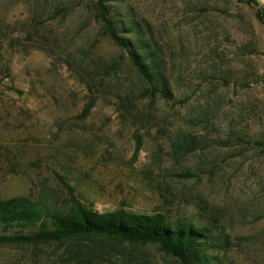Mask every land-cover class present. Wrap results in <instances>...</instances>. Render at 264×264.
<instances>
[{
    "label": "rangeland",
    "instance_id": "rangeland-1",
    "mask_svg": "<svg viewBox=\"0 0 264 264\" xmlns=\"http://www.w3.org/2000/svg\"><path fill=\"white\" fill-rule=\"evenodd\" d=\"M93 1L0 0V199L160 212L209 229L216 263L264 264L259 5L105 0L118 34L155 53L151 89ZM0 264L180 262L157 242L84 235L0 243Z\"/></svg>",
    "mask_w": 264,
    "mask_h": 264
},
{
    "label": "trees",
    "instance_id": "trees-1",
    "mask_svg": "<svg viewBox=\"0 0 264 264\" xmlns=\"http://www.w3.org/2000/svg\"><path fill=\"white\" fill-rule=\"evenodd\" d=\"M252 1L259 5L257 16L264 22V6L257 0ZM93 2L109 37L127 48L149 87L156 88L160 74L154 71L150 61L156 58L149 50L150 44L140 39L138 32L134 33L137 39L119 35L121 30L128 31V27L121 20L113 19L105 0ZM84 235L157 242L180 264H218L208 253L213 244L211 231L192 221L169 219L160 212L142 214L124 209L99 212L79 204L67 213H58L39 206L26 196L0 199V243L52 242Z\"/></svg>",
    "mask_w": 264,
    "mask_h": 264
},
{
    "label": "water",
    "instance_id": "water-1",
    "mask_svg": "<svg viewBox=\"0 0 264 264\" xmlns=\"http://www.w3.org/2000/svg\"><path fill=\"white\" fill-rule=\"evenodd\" d=\"M264 6V0H258Z\"/></svg>",
    "mask_w": 264,
    "mask_h": 264
}]
</instances>
